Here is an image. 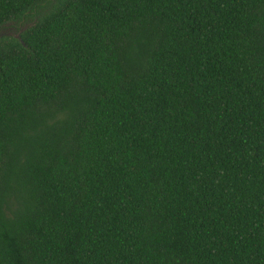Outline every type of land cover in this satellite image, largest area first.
<instances>
[{
    "label": "trees",
    "instance_id": "obj_1",
    "mask_svg": "<svg viewBox=\"0 0 264 264\" xmlns=\"http://www.w3.org/2000/svg\"><path fill=\"white\" fill-rule=\"evenodd\" d=\"M5 29L0 264H264V0H0Z\"/></svg>",
    "mask_w": 264,
    "mask_h": 264
},
{
    "label": "water",
    "instance_id": "obj_2",
    "mask_svg": "<svg viewBox=\"0 0 264 264\" xmlns=\"http://www.w3.org/2000/svg\"><path fill=\"white\" fill-rule=\"evenodd\" d=\"M3 35L10 36V35H12V33L10 32L9 29H5V30H3V31L0 32V36H3ZM15 37L16 38H19V35L16 34Z\"/></svg>",
    "mask_w": 264,
    "mask_h": 264
}]
</instances>
